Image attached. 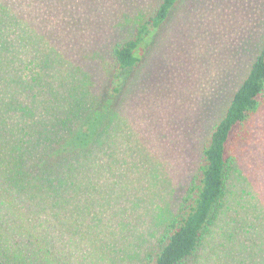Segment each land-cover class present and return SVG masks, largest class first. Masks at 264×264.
<instances>
[{
    "label": "rangeland",
    "instance_id": "1",
    "mask_svg": "<svg viewBox=\"0 0 264 264\" xmlns=\"http://www.w3.org/2000/svg\"><path fill=\"white\" fill-rule=\"evenodd\" d=\"M53 2L33 15L63 56L54 53L48 71L69 91L57 81L51 89L70 107L91 105L107 88L114 46L159 0ZM263 42L264 0L177 2L130 72L90 159H78L75 174L43 177L46 202L34 197L46 220L38 243L45 233L58 264L154 262L162 230ZM248 128L233 142L227 204L197 249L198 264H264V99Z\"/></svg>",
    "mask_w": 264,
    "mask_h": 264
},
{
    "label": "trees",
    "instance_id": "2",
    "mask_svg": "<svg viewBox=\"0 0 264 264\" xmlns=\"http://www.w3.org/2000/svg\"><path fill=\"white\" fill-rule=\"evenodd\" d=\"M178 1L159 0L129 37L114 46L107 88L93 104L70 107L71 101L62 92L51 89L50 82L55 85L57 81L62 91H69L65 78L59 82L57 74L48 71L56 63L53 55L57 52L33 16L40 7L50 9L56 3L0 0V264H58V255L54 256L43 238L45 233L41 245L38 243V223L44 226L46 220L34 197L46 202L39 195L45 187L43 177L55 178L66 168L75 174L82 163L75 162L90 159L130 72L145 61ZM40 42L46 50L39 49ZM58 56L63 59L60 53ZM263 99L264 42L213 128L201 160L162 230L161 246L152 264H198L194 259L197 249L227 204L230 173L235 167L233 142L248 134L250 119ZM50 228L56 230L55 225Z\"/></svg>",
    "mask_w": 264,
    "mask_h": 264
}]
</instances>
